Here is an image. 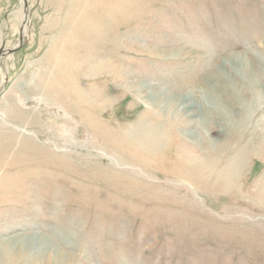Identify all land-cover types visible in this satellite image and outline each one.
<instances>
[{
  "label": "rangeland",
  "instance_id": "374dc122",
  "mask_svg": "<svg viewBox=\"0 0 264 264\" xmlns=\"http://www.w3.org/2000/svg\"><path fill=\"white\" fill-rule=\"evenodd\" d=\"M27 3L0 0V264H264V0Z\"/></svg>",
  "mask_w": 264,
  "mask_h": 264
},
{
  "label": "water",
  "instance_id": "95a60500",
  "mask_svg": "<svg viewBox=\"0 0 264 264\" xmlns=\"http://www.w3.org/2000/svg\"><path fill=\"white\" fill-rule=\"evenodd\" d=\"M25 7H26V16H28V3H27V0H25ZM23 40H24V31H23V27H21V30H20V41H21V44H23ZM20 44V45H21ZM16 50V48H13V49H9L8 50V52H13V51H15ZM1 51H3V49L2 50H0V52ZM1 89V88H0Z\"/></svg>",
  "mask_w": 264,
  "mask_h": 264
},
{
  "label": "bare ground",
  "instance_id": "6f19581e",
  "mask_svg": "<svg viewBox=\"0 0 264 264\" xmlns=\"http://www.w3.org/2000/svg\"><path fill=\"white\" fill-rule=\"evenodd\" d=\"M24 1V0H23ZM26 13L24 11H22V14H21V17H22V20H24L26 17H25ZM24 22V21H23ZM24 27V26H23ZM25 28V27H24ZM26 29H25V33H26ZM47 244V243H46Z\"/></svg>",
  "mask_w": 264,
  "mask_h": 264
}]
</instances>
